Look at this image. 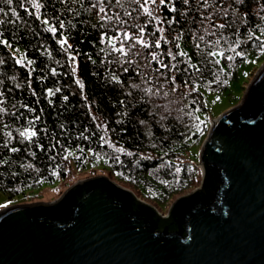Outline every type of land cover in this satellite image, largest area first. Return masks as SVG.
I'll return each mask as SVG.
<instances>
[{"label":"trees","instance_id":"obj_1","mask_svg":"<svg viewBox=\"0 0 264 264\" xmlns=\"http://www.w3.org/2000/svg\"><path fill=\"white\" fill-rule=\"evenodd\" d=\"M0 8V192L9 200L70 178L71 161L90 162L161 211L199 184L197 156H187L209 127L202 93L227 90L243 62L264 59V0ZM166 95L176 110L158 107Z\"/></svg>","mask_w":264,"mask_h":264},{"label":"water","instance_id":"obj_2","mask_svg":"<svg viewBox=\"0 0 264 264\" xmlns=\"http://www.w3.org/2000/svg\"><path fill=\"white\" fill-rule=\"evenodd\" d=\"M167 217L107 176L0 210V264H264V64L214 119Z\"/></svg>","mask_w":264,"mask_h":264},{"label":"rangeland","instance_id":"obj_3","mask_svg":"<svg viewBox=\"0 0 264 264\" xmlns=\"http://www.w3.org/2000/svg\"><path fill=\"white\" fill-rule=\"evenodd\" d=\"M13 54L17 62L25 61V58L22 56V54L19 51L13 50ZM263 64H264V59L256 64H254V61L252 59H248L240 65L237 79L229 83L227 90L221 93H218V94H215L212 92L202 93L204 105L210 111V115L207 117L209 125L220 114L234 107V105L236 104L235 102H237V104L239 103L240 100L238 101V99L242 98L249 83L253 80L256 72L259 70V68ZM158 100L160 101L158 107L163 108V109L168 108L170 110H176V108L179 107V104H180L178 98H176V96L174 95H170V96L166 95L163 98L158 97ZM205 137H206V134H205ZM202 142L199 143L195 147L192 146L187 156L189 159H191V161L194 160L193 158L194 154L197 156V159L194 160L196 167H198V154H199ZM71 154H73V151H71ZM100 168H102L100 165L93 167L90 162H87L85 164V168L81 170L80 168H76L75 165L71 161L70 168H69L71 170V176L70 178H67L64 181L56 182L53 185H42L38 188L26 189L22 194L15 196L14 199L12 200H9L6 195L0 192V210L5 207L15 205V204H34V203L53 202L57 200L70 186H72L79 180H83V179H87V178H91V177H95L99 175L108 176L107 170L105 171L99 170ZM93 169L97 171L93 172ZM200 174H201V171H200ZM199 186H200V180H199V184L193 190L199 188ZM193 190H190L182 195H179L178 197L185 196L191 193ZM178 197L173 199L168 205L166 204L165 208L162 209L161 211L157 210L155 207L154 208L161 216L167 217L168 211L172 203L176 199H178Z\"/></svg>","mask_w":264,"mask_h":264},{"label":"snow or ice","instance_id":"obj_4","mask_svg":"<svg viewBox=\"0 0 264 264\" xmlns=\"http://www.w3.org/2000/svg\"><path fill=\"white\" fill-rule=\"evenodd\" d=\"M6 2L8 3V4H11L12 3V0H6ZM185 2H187V0H185ZM161 3H163V0H161ZM39 5H37V7H38ZM103 10V9H102ZM0 12H3V9L2 8H0ZM0 23H3V21L2 20H0ZM220 27H223V25H221ZM53 31H54V29H53ZM213 55H215V53H213ZM33 135H34V133H33Z\"/></svg>","mask_w":264,"mask_h":264},{"label":"clouds","instance_id":"obj_5","mask_svg":"<svg viewBox=\"0 0 264 264\" xmlns=\"http://www.w3.org/2000/svg\"><path fill=\"white\" fill-rule=\"evenodd\" d=\"M210 126V125H209ZM209 128V127H208ZM108 177V176H107ZM111 179V178H110ZM112 180V179H111ZM114 181V180H113ZM115 182V181H114ZM118 184V183H117ZM140 199V198H139ZM143 201V200H142ZM145 202V201H144Z\"/></svg>","mask_w":264,"mask_h":264}]
</instances>
